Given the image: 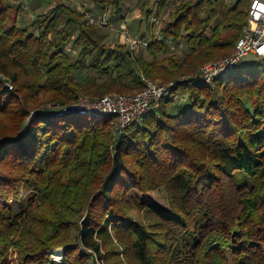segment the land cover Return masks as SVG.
I'll list each match as a JSON object with an SVG mask.
<instances>
[{"label":"trees","instance_id":"1","mask_svg":"<svg viewBox=\"0 0 264 264\" xmlns=\"http://www.w3.org/2000/svg\"><path fill=\"white\" fill-rule=\"evenodd\" d=\"M56 1L24 24L0 0V264H56L60 247L62 264H264V56L193 77L234 49L252 0H137L150 38L136 54L86 16L122 18L126 0ZM144 77L177 84L121 135L113 115L47 105L135 93ZM159 189L167 205L129 195Z\"/></svg>","mask_w":264,"mask_h":264},{"label":"built area","instance_id":"2","mask_svg":"<svg viewBox=\"0 0 264 264\" xmlns=\"http://www.w3.org/2000/svg\"><path fill=\"white\" fill-rule=\"evenodd\" d=\"M17 1L23 5L24 10L31 9V0ZM86 16L90 24L99 28L110 26L113 19V16L106 12L98 13L93 10H86ZM120 35L124 44L129 45L134 53L148 44L147 38L132 34L126 25L122 26ZM67 49L70 50V47L68 46ZM252 54L264 56V0H252L247 25L234 49L225 56L206 62L193 77L212 84L216 77L243 64L244 58ZM144 80L145 88L135 93H112L97 98L81 95L76 102L69 105H47L57 109L59 114L73 112L113 115L116 118L115 131L121 135L132 124L142 122L150 111L158 109L163 97L168 95L177 84L176 81L156 83L145 77Z\"/></svg>","mask_w":264,"mask_h":264},{"label":"rangeland","instance_id":"3","mask_svg":"<svg viewBox=\"0 0 264 264\" xmlns=\"http://www.w3.org/2000/svg\"><path fill=\"white\" fill-rule=\"evenodd\" d=\"M58 1H66L69 4H72V5L78 6V7H82L84 4L81 0H58ZM56 2H57L56 0H52L50 2L44 1V3L43 2L42 3H36L34 1H31V5H30L31 9L30 10H23L22 17H21L22 19H20V20H22V22L24 24H28L30 22V20H33L39 12L49 11V9L51 7H53L56 4ZM112 18L113 19H112L110 26L100 28L101 29L100 31H102L108 35L107 40L109 43H111V44L118 43V42H122L123 44L125 43L123 38L120 35V30L122 29L123 25L128 26L129 30L132 32V34L134 33L137 35H144L145 38H147V39L150 38V31H148L146 28L147 22H146L145 18L142 17L141 9H140V3L137 0H126L125 6H124V16L122 18H116V16H113ZM168 18H169L168 12L163 14L162 18H159V19H155L153 16L151 18V21L152 22L154 21L152 32L154 34L158 35L163 21L167 20ZM168 44H170V45H169V48H168L166 54H168L169 56H170V54L181 55L186 48V44L184 42H182L180 44H173V43L169 42ZM134 54H136V53H134ZM254 58H256V57L252 54V55L246 56L244 58V60L247 61V60H251ZM81 73L82 74L76 73V76L78 78H83L85 75H95L93 72L86 71V70H83ZM228 75H229V73L225 75V78ZM89 116H91V114ZM129 195L130 196L138 195L143 200H146L149 202H159L163 205L168 204V198H167V194H166L165 189L153 190V191L148 192V193H140L138 191H132ZM27 196H28V193L26 191H23L22 192V201H19V202L14 201L13 202L14 211L19 212L22 210L23 200H25L24 198H26ZM132 214L136 218H142V213L139 210H134L132 212ZM54 250H53V253L51 254V259L56 264H62L64 262L63 252L61 254V257H62L61 261L58 263V262H56V260L54 258ZM99 264H104V262L101 261Z\"/></svg>","mask_w":264,"mask_h":264},{"label":"bare ground","instance_id":"4","mask_svg":"<svg viewBox=\"0 0 264 264\" xmlns=\"http://www.w3.org/2000/svg\"><path fill=\"white\" fill-rule=\"evenodd\" d=\"M62 252H63V249L61 247L60 248H56L54 250V258H55L56 262H58V263L61 261Z\"/></svg>","mask_w":264,"mask_h":264}]
</instances>
